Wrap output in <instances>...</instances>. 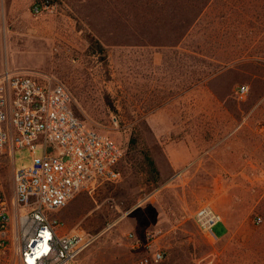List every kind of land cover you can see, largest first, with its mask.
<instances>
[{
    "label": "rangeland",
    "instance_id": "obj_1",
    "mask_svg": "<svg viewBox=\"0 0 264 264\" xmlns=\"http://www.w3.org/2000/svg\"><path fill=\"white\" fill-rule=\"evenodd\" d=\"M2 1L0 76L64 84L77 116L125 151L119 183L56 214L62 233L96 238L80 264H140L150 233L163 264H264V0H53L41 15L36 0ZM32 164L28 149L0 158L9 197L14 167ZM204 204L226 212L228 236L199 230Z\"/></svg>",
    "mask_w": 264,
    "mask_h": 264
},
{
    "label": "built area",
    "instance_id": "obj_2",
    "mask_svg": "<svg viewBox=\"0 0 264 264\" xmlns=\"http://www.w3.org/2000/svg\"><path fill=\"white\" fill-rule=\"evenodd\" d=\"M55 11L53 0L33 5L36 15ZM248 93L247 86L237 92L241 99ZM72 103L62 83L11 72L0 76V158L14 162L15 151L23 149L33 155L31 166L14 167L11 197L0 180V264H80L96 240L86 232L62 233L64 223L56 214L81 193L92 195L106 183H119L125 151L87 126ZM193 219L200 231L218 239L213 229L223 216L212 206L202 205ZM155 239L150 233L146 245L136 240L134 248L148 252L140 264L165 262L166 252L154 248Z\"/></svg>",
    "mask_w": 264,
    "mask_h": 264
},
{
    "label": "trees",
    "instance_id": "obj_3",
    "mask_svg": "<svg viewBox=\"0 0 264 264\" xmlns=\"http://www.w3.org/2000/svg\"><path fill=\"white\" fill-rule=\"evenodd\" d=\"M91 39H92L91 41L93 43V46L96 44L97 48L100 51H102L103 50L102 45L100 43H98L95 38H91ZM93 48H94V50H96L95 49V46ZM97 52H98V50L95 51L94 53H97ZM108 105H110V104L108 103ZM144 156H145V163H146V172L149 173V174H151L152 176L158 175L159 172H158L157 168L155 167V163L152 160V158L150 157V155L149 154H146Z\"/></svg>",
    "mask_w": 264,
    "mask_h": 264
},
{
    "label": "crops",
    "instance_id": "obj_4",
    "mask_svg": "<svg viewBox=\"0 0 264 264\" xmlns=\"http://www.w3.org/2000/svg\"><path fill=\"white\" fill-rule=\"evenodd\" d=\"M0 3H2V5H4V1H2V0H0ZM176 165V164H175ZM175 167V166H174ZM223 215L225 216V220L223 221V224H224V226L226 227V230H227V232H226V234H225V236L224 237H226V236H228L230 233H231V231L233 230L232 228H233V222H232V220H230L228 217H227V214H226V212H223ZM223 237V238H224Z\"/></svg>",
    "mask_w": 264,
    "mask_h": 264
}]
</instances>
